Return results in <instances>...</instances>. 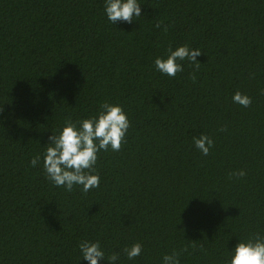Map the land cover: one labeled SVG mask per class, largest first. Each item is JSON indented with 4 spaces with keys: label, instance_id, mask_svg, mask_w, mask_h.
<instances>
[{
    "label": "trees",
    "instance_id": "16d2710c",
    "mask_svg": "<svg viewBox=\"0 0 264 264\" xmlns=\"http://www.w3.org/2000/svg\"><path fill=\"white\" fill-rule=\"evenodd\" d=\"M140 3L142 16L112 24L104 0H0V264H87L85 240L100 243V264L173 251L180 264H227L238 241L264 236V0ZM185 44L198 66L155 70ZM104 102L127 113L125 142L98 153V188L56 187L47 137Z\"/></svg>",
    "mask_w": 264,
    "mask_h": 264
},
{
    "label": "clouds",
    "instance_id": "9594fccd",
    "mask_svg": "<svg viewBox=\"0 0 264 264\" xmlns=\"http://www.w3.org/2000/svg\"><path fill=\"white\" fill-rule=\"evenodd\" d=\"M140 0H104L105 18L112 24L125 22L131 24L136 18L142 16ZM156 27H160L159 24ZM166 31V28L164 29ZM201 51L193 49L187 44L169 48L165 57L154 59L155 70L161 75L174 78L178 72H183V64L189 63L198 66L197 57ZM233 103L242 107L251 105V98L235 92ZM130 127L127 113L118 104L104 102L100 104L95 115L79 121L67 120L58 132H52L45 142L47 145L43 153L42 165L46 177L56 187H63L72 191L74 186H80L82 192L99 187L100 177L95 173L98 153L101 151H119L126 140ZM196 149L204 156L209 154L213 147V140L201 133L193 137ZM41 163L38 154L30 161L32 167ZM242 177L243 170L233 173ZM81 259L87 264H100L105 261V252L100 243L82 241L78 245ZM187 251V249H184ZM230 258L227 264H264V236H256L238 241L234 248L229 250ZM128 260H133L142 253V245L134 243L124 249ZM118 254L107 258V264H118ZM162 264H180V254L173 251L162 257Z\"/></svg>",
    "mask_w": 264,
    "mask_h": 264
}]
</instances>
